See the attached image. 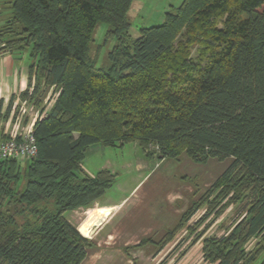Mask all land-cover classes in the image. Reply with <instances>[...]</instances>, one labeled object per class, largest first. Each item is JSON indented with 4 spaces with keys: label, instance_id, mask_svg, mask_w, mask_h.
Here are the masks:
<instances>
[{
    "label": "trees",
    "instance_id": "obj_1",
    "mask_svg": "<svg viewBox=\"0 0 264 264\" xmlns=\"http://www.w3.org/2000/svg\"><path fill=\"white\" fill-rule=\"evenodd\" d=\"M133 3L14 0L0 25V53L30 49L21 95L41 114L37 155L0 159V264H82L96 243L67 214L93 207L116 180L109 168L86 172V151L132 141L151 158L230 162L160 240L126 251L161 250L186 227L210 264H264V0H182L136 38ZM102 21L117 40L108 69L92 53ZM237 205L224 233H208Z\"/></svg>",
    "mask_w": 264,
    "mask_h": 264
},
{
    "label": "rangeland",
    "instance_id": "obj_2",
    "mask_svg": "<svg viewBox=\"0 0 264 264\" xmlns=\"http://www.w3.org/2000/svg\"><path fill=\"white\" fill-rule=\"evenodd\" d=\"M13 1L0 0V25L12 15ZM181 2L134 0L129 11L130 34L136 38L141 27L161 23L165 12L174 10ZM109 28V23L100 22L92 43V53L97 56L98 65L105 69L111 64L108 52L117 42L116 39L106 40ZM198 48V44L193 46V55L197 54ZM23 58L24 64H30V49L25 51ZM47 97L50 100L54 98L50 90ZM229 162L217 159L195 161L185 154L177 158H151L136 141L115 147L92 144L86 151L83 167L91 175L103 168L116 173L114 184L98 200L100 204L116 206L107 221L94 234L87 236L95 241L96 246L89 250L82 264H134L136 261L137 264H210L204 258L202 243H193L194 235L186 227L176 232L161 250L150 244L130 248L129 251L125 247L146 238L160 240L174 227L191 201L201 196ZM87 210L80 207L67 214L80 231L79 226L87 217ZM241 211L242 205L229 207L223 216L214 220L208 233L221 235L224 231L219 224L223 221L229 223ZM204 213L205 209H200L189 224H194ZM94 221L101 224L96 216L91 224ZM212 221L213 216L201 224L198 231Z\"/></svg>",
    "mask_w": 264,
    "mask_h": 264
},
{
    "label": "crops",
    "instance_id": "obj_3",
    "mask_svg": "<svg viewBox=\"0 0 264 264\" xmlns=\"http://www.w3.org/2000/svg\"><path fill=\"white\" fill-rule=\"evenodd\" d=\"M24 53L22 51L0 53V134H11L17 123L20 127L27 125L32 120V115L28 111L23 112L24 108L29 109L32 104L22 98V91L28 86V68L29 64H24ZM52 92V89H50ZM46 100V98H45ZM49 100V102H48ZM47 97L48 104L51 103ZM20 108V113L16 117L15 111ZM26 118L29 120L26 122ZM96 206L88 208L87 217L80 224L81 233L85 236H91L97 228L107 221L109 216L115 210L116 205L100 204L97 200ZM98 217L101 224L94 221L93 217ZM88 225V226H87ZM88 229H91L89 231ZM89 231V232H88ZM138 243V242H137ZM136 244V243H134Z\"/></svg>",
    "mask_w": 264,
    "mask_h": 264
},
{
    "label": "built area",
    "instance_id": "obj_4",
    "mask_svg": "<svg viewBox=\"0 0 264 264\" xmlns=\"http://www.w3.org/2000/svg\"><path fill=\"white\" fill-rule=\"evenodd\" d=\"M26 111H31V115L33 116L27 125L20 127V124L17 123L10 135L6 132L4 135L0 134V159H19L25 161L37 155L38 147L34 128L41 114L40 110L33 105L29 109H23V112Z\"/></svg>",
    "mask_w": 264,
    "mask_h": 264
}]
</instances>
